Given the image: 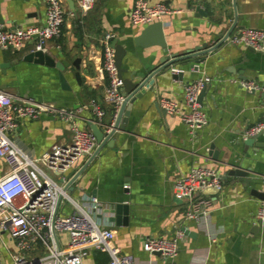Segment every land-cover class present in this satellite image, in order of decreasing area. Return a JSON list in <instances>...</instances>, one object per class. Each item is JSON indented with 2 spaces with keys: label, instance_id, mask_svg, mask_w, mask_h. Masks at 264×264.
Wrapping results in <instances>:
<instances>
[{
  "label": "crops",
  "instance_id": "0c3cea01",
  "mask_svg": "<svg viewBox=\"0 0 264 264\" xmlns=\"http://www.w3.org/2000/svg\"><path fill=\"white\" fill-rule=\"evenodd\" d=\"M64 1L67 11L77 13L78 0ZM147 1L164 3L175 11L159 21L167 52L148 46L151 42L136 44L144 27L129 20L134 0H93L84 16L68 13L61 35L47 45L49 57L67 64L62 74L68 89L62 88L55 67L25 60L29 46L0 50V89L19 99L72 110L74 124L89 130L86 122H97L93 107L103 112V124L112 121L115 113L105 99L104 42L123 46V76L135 73V78H140L165 54L183 53L202 44L213 46L234 20L233 0ZM235 11L236 28L223 44L199 57V63L184 61L154 75L153 84L144 87L142 95L131 103L122 121L124 130L114 133L112 145H104L66 191L85 208L90 199H97L100 209L91 212L92 216L99 226L114 230V245L132 256L134 264H163L159 253L142 249V242L146 237L169 239L177 231L182 235L175 264H264V228L256 226V212L264 201L250 194L253 188L264 193V134L252 146L243 144L249 129L258 124L264 128V92L247 91L240 85L241 81H253L264 88V48L252 51L230 42L243 29L264 30V0H235ZM44 18L42 0H0V28L42 24ZM199 78L205 81L201 109L206 123L191 131L180 117L186 110L184 87ZM120 92L124 97L122 86ZM161 100L174 102L177 112L162 113ZM71 127V122L43 114L20 122L19 141L38 157L55 143L69 142ZM86 160L80 158L63 174L67 182ZM235 166L245 172L248 169V186H243L242 178L223 179ZM199 167L215 171L221 188L216 193H195L190 200L178 199L175 182ZM4 170L0 159V176ZM52 176L59 180L56 174ZM201 200L209 204H201L199 211L208 212L197 219L187 218L186 212ZM118 203L128 206L126 225L108 222L109 214L104 213ZM72 211L71 202L62 198L57 213ZM57 235L64 246L67 235ZM1 238L7 253L0 254V264H8L18 251L8 236ZM95 255L91 253L84 263L105 264L98 263Z\"/></svg>",
  "mask_w": 264,
  "mask_h": 264
},
{
  "label": "built area",
  "instance_id": "2783aa9c",
  "mask_svg": "<svg viewBox=\"0 0 264 264\" xmlns=\"http://www.w3.org/2000/svg\"><path fill=\"white\" fill-rule=\"evenodd\" d=\"M42 2L45 6L44 22L24 28H0V50H17L29 46V53L40 51L47 54L48 42L61 35L66 15L84 16L91 9L93 0H78L77 13L67 11L64 0ZM173 12L161 2L150 4L147 0H134L129 20L134 26L145 27L161 21L163 16ZM230 42L260 51L264 48V30L243 29L232 36ZM113 54L111 43L104 42L102 69L108 77L105 99L116 111L124 97L120 92L121 82L117 78ZM204 85V79L199 78L184 87L186 110L180 117L191 131L206 123V115L198 101ZM240 85L247 91L264 92V88L253 81H241ZM159 104L166 113L177 112L174 102L161 100ZM93 110L97 123L101 124L103 112L95 107ZM43 114L71 122L72 136L69 142L55 143L45 153L34 157L21 145L18 128L22 120L36 119ZM74 117L72 110L31 99H19L0 89V159L5 165L0 176V235L8 236L18 251L11 255L8 264H85V259L97 251L107 254L108 261L105 264H134L132 256L122 253L114 245V230L99 226L92 216L91 212L100 209L97 199H90L85 208L72 200L64 190L68 182L63 174L74 167L80 158H88L97 147L91 131L76 126ZM262 128L258 124L245 135H252ZM53 174L59 180L54 179ZM210 188L218 191L221 178L215 171L204 167L191 170L173 186L175 196L181 200H190L195 193ZM59 196L71 202V213H57ZM207 203L204 200L198 201L194 210L186 212V217L197 219L207 213V210L198 209L201 204ZM256 220H264L263 204L256 212ZM58 233L67 235L64 246L60 245ZM181 235L177 231L169 239L146 237L142 249L148 253H159L163 264H175Z\"/></svg>",
  "mask_w": 264,
  "mask_h": 264
},
{
  "label": "water",
  "instance_id": "95a60500",
  "mask_svg": "<svg viewBox=\"0 0 264 264\" xmlns=\"http://www.w3.org/2000/svg\"><path fill=\"white\" fill-rule=\"evenodd\" d=\"M199 11V10H198ZM233 11H234V20L231 26L228 28L226 33L223 35L222 38H220L213 46L207 47L206 44H202L201 46H196L192 50H188L183 53H171V54H165L161 56L158 59V62L155 64V66L148 70L144 76L140 78H135V73L130 74L128 77H124L123 74L126 73V70L122 67V60L125 55V49L120 44H117L116 41H113L111 43V46L114 50L113 58H114V65L116 68L117 78L121 82V86L123 87V93H124V99L120 103L118 109L113 114L112 121L108 122V124H98L96 121L88 120L86 123L89 126V130L91 131L92 135L94 136L97 147L93 151V153L87 158L84 165L74 174V176L71 178L70 182L66 184L64 187V190H71L70 185L78 178V176L83 172V170L87 167V165L92 161V159L95 157V155L99 152V150L104 146H111L112 144V137L116 131H123L124 126L122 124V121H125V118L128 115V109L130 108L131 103L136 99L139 98L142 93L145 91L144 87H150L153 84V77L154 75L158 74L159 72H163L168 69H173L175 65L178 63L193 60L195 64L199 63L201 59L199 57L207 54L208 52L213 51L217 47H219L221 44H223L231 35L233 30L236 28L237 23V13L235 11V0H233ZM144 41L151 42L148 46H158L160 47L163 52H167V47L165 44L162 26L159 22L152 23L146 27L143 28L141 31V34L138 38H136L135 42L136 44H143ZM250 50L254 51L252 48H249ZM25 60L32 61L39 64H44L50 67H55L58 70V76L61 83L62 88L68 89L67 83L64 79V76L62 74L63 69L67 66L66 62H55L51 57H49L47 54H43L40 51L37 52H31L27 54L25 57ZM79 62V60H77ZM76 62V63H77ZM76 68H79L78 64L75 65ZM76 79L80 81L79 73L76 72L75 74ZM180 76V73L173 74V78H177ZM205 93V87L200 91L198 95V101L201 102L202 97ZM158 107V106H156ZM162 113H166L165 110L161 109ZM103 126V127H102ZM107 128L103 130V128ZM264 134V128L257 131L256 133L252 135H245L243 137V144L247 148L249 146H252L255 144V140L258 136ZM257 146V145H256ZM248 173L242 170L241 168H238V166L231 167L225 175L223 176V179H226L227 177H233L234 180H238L242 178V184L243 186H248V184L251 182L249 178H246V175ZM204 192L206 193H216L217 190L214 188L206 189ZM250 194L254 196L255 198H258L261 201H264V193L260 192L257 189H251ZM61 196L58 197L56 207H58ZM104 213L109 214L108 222L113 223L116 226L126 225L128 221V206L122 203L115 204L111 208H107L104 210ZM257 227L261 226L264 228V220H260L257 222ZM54 236H56L55 232L53 231ZM95 252H93L94 254Z\"/></svg>",
  "mask_w": 264,
  "mask_h": 264
},
{
  "label": "trees",
  "instance_id": "16d2710c",
  "mask_svg": "<svg viewBox=\"0 0 264 264\" xmlns=\"http://www.w3.org/2000/svg\"><path fill=\"white\" fill-rule=\"evenodd\" d=\"M95 259L98 263H106L108 261V256L105 252L97 251Z\"/></svg>",
  "mask_w": 264,
  "mask_h": 264
},
{
  "label": "rangeland",
  "instance_id": "374dc122",
  "mask_svg": "<svg viewBox=\"0 0 264 264\" xmlns=\"http://www.w3.org/2000/svg\"><path fill=\"white\" fill-rule=\"evenodd\" d=\"M0 245H1V247H0V254L3 256V255H5L7 252L4 251L5 248H4V243H3L2 238L0 239ZM2 247H3V249H2Z\"/></svg>",
  "mask_w": 264,
  "mask_h": 264
}]
</instances>
